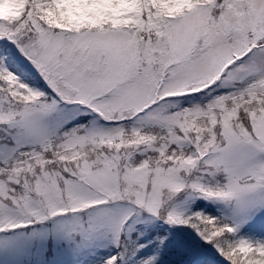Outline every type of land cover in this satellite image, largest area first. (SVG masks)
<instances>
[{"label": "snow or ice", "instance_id": "obj_1", "mask_svg": "<svg viewBox=\"0 0 264 264\" xmlns=\"http://www.w3.org/2000/svg\"><path fill=\"white\" fill-rule=\"evenodd\" d=\"M0 264H264V0H0Z\"/></svg>", "mask_w": 264, "mask_h": 264}]
</instances>
